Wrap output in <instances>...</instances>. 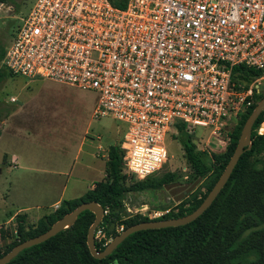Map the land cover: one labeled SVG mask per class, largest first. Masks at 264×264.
<instances>
[{
    "label": "built area",
    "instance_id": "obj_1",
    "mask_svg": "<svg viewBox=\"0 0 264 264\" xmlns=\"http://www.w3.org/2000/svg\"><path fill=\"white\" fill-rule=\"evenodd\" d=\"M115 2L36 0L2 64L95 91L93 116L128 124L121 148L136 179L163 167L166 139L182 130L210 127L207 151L223 152L241 114L264 94V0Z\"/></svg>",
    "mask_w": 264,
    "mask_h": 264
},
{
    "label": "trees",
    "instance_id": "obj_2",
    "mask_svg": "<svg viewBox=\"0 0 264 264\" xmlns=\"http://www.w3.org/2000/svg\"><path fill=\"white\" fill-rule=\"evenodd\" d=\"M6 1L0 0V3ZM6 49L7 46L0 44L1 81L6 76L2 64ZM263 97L264 94L257 96L256 101L241 114L232 129L226 149L219 153L213 149L215 153L212 158L216 162L213 168L207 161V151L198 149L195 135L183 130L180 132L178 139L191 169L190 175L184 180L185 184L194 186L202 182V185L181 199L176 209L156 218L142 214L124 216V197L127 192L157 190L166 185L183 183V180L178 172H168L159 178L152 175L142 180L132 175L134 182L127 185L121 143L112 144L106 177L97 181L82 196L62 200L58 209L41 217L29 228L25 217L18 216L17 239L0 252V257L17 244L47 231L54 222L83 202L94 200L105 209L104 218L97 227V230L103 229L105 235L101 239L96 238V247L101 250L106 247L107 240L120 233L118 228L122 225L125 229L142 221L181 217L191 213L203 202L224 171L239 142L246 119ZM263 120L264 111L254 125L251 148L243 153L212 205L196 220L179 226L136 231L111 254L96 258L88 246L89 228L96 215L91 210H85L71 227L44 242L25 248L6 264H264V217L260 213V205H264V134L257 133V127ZM203 187L204 191L201 190Z\"/></svg>",
    "mask_w": 264,
    "mask_h": 264
},
{
    "label": "rangeland",
    "instance_id": "obj_3",
    "mask_svg": "<svg viewBox=\"0 0 264 264\" xmlns=\"http://www.w3.org/2000/svg\"><path fill=\"white\" fill-rule=\"evenodd\" d=\"M35 2L0 3V44L12 43L22 18ZM5 72L6 76L0 80V252L17 239L18 216L25 217L29 228L55 211L53 203L62 194L63 200L79 197L94 181L102 180L105 161L99 153L107 151L111 144H120L128 129L125 121L113 116L100 119L93 116L98 102L95 91L48 79H28L7 67ZM210 130L196 127L198 149L207 151L205 142ZM166 146L168 160L153 176L178 172L183 183L127 192L125 217L142 214L156 218V211L176 209L181 199L201 187L202 182L194 186L185 184L191 169L181 141L168 137ZM207 153V161L213 168L215 151L210 149ZM16 156L17 164L13 162ZM27 165L41 169L30 170ZM124 172L130 185L134 178L125 166ZM263 206L260 205V213L264 217Z\"/></svg>",
    "mask_w": 264,
    "mask_h": 264
},
{
    "label": "water",
    "instance_id": "obj_4",
    "mask_svg": "<svg viewBox=\"0 0 264 264\" xmlns=\"http://www.w3.org/2000/svg\"><path fill=\"white\" fill-rule=\"evenodd\" d=\"M263 111L264 97L257 102L252 113L246 119L240 134L239 142L219 179L217 180L213 188L210 190V192L207 194L203 202L191 213L181 217L153 219L133 224L122 230L118 235H116L113 239L109 241V243L103 250H101L96 247V230L104 218L105 209L99 202L94 200L83 202L79 204L75 209L68 212L63 217L54 222L47 231L32 238H29L14 246L5 255L0 257V264H6L10 262L25 248L44 242L49 238L55 236L62 230L71 227L76 222L80 213L85 210H91L96 215V218L93 224L90 226L88 232V246L90 252L96 258H104L111 254L121 242H123L129 235L136 231L150 228L179 226L196 220L212 205V203L215 201V199L218 197V195L230 179L243 153L247 149L251 148L254 125Z\"/></svg>",
    "mask_w": 264,
    "mask_h": 264
},
{
    "label": "crops",
    "instance_id": "obj_5",
    "mask_svg": "<svg viewBox=\"0 0 264 264\" xmlns=\"http://www.w3.org/2000/svg\"><path fill=\"white\" fill-rule=\"evenodd\" d=\"M112 145V144H111ZM111 145H109V148H110V146ZM102 147L100 146V149H101ZM109 148H108V150L107 151H105L104 153H99V155L101 156V158L102 159H104L103 161H105V163L104 164H102V168H104L103 170H104V174H103V178L102 179H104L105 177H106V165H107V160H108V156H109ZM102 150V149H101ZM98 156V155H97ZM15 164H17L18 163V157L16 156L15 157V161H13ZM103 163V162H102ZM104 166V167H103ZM26 168H28V169H30V170H37V169H41L40 167H35V166H30V165H27V167ZM72 169H74V167L72 168ZM54 172H56V173H60V171H54ZM100 181V180H99ZM96 182L97 181H94L91 185H90V187H88V189H87V191L89 190V189H92L94 186H95V184H96ZM86 191V192H87ZM85 192V193H86ZM63 194L53 203V205H54V209L53 210H55V205L56 204H61V202H62V200H63ZM82 196V195H81ZM80 197V196H79ZM75 198H77V197H75ZM73 199V198H72ZM23 209H26V207H24ZM14 216H12L11 217V219L13 218Z\"/></svg>",
    "mask_w": 264,
    "mask_h": 264
}]
</instances>
